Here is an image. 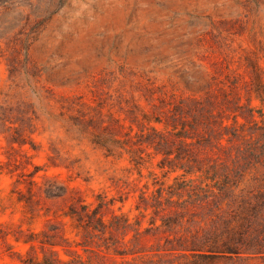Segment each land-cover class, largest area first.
Returning a JSON list of instances; mask_svg holds the SVG:
<instances>
[{
	"label": "rangeland",
	"instance_id": "374dc122",
	"mask_svg": "<svg viewBox=\"0 0 264 264\" xmlns=\"http://www.w3.org/2000/svg\"><path fill=\"white\" fill-rule=\"evenodd\" d=\"M0 264H264V0H0Z\"/></svg>",
	"mask_w": 264,
	"mask_h": 264
}]
</instances>
